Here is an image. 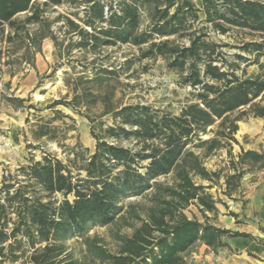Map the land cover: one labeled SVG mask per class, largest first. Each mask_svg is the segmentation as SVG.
I'll return each instance as SVG.
<instances>
[{"label": "trees", "instance_id": "trees-1", "mask_svg": "<svg viewBox=\"0 0 264 264\" xmlns=\"http://www.w3.org/2000/svg\"><path fill=\"white\" fill-rule=\"evenodd\" d=\"M87 1L85 22L93 32L80 29L85 39L134 45L140 58L162 57L181 82L194 89L196 101L186 103L178 114L141 103L112 109L113 124L102 135L91 127L95 146L88 156L73 147L72 157L63 162L43 152L40 159L21 165L19 173L4 176L0 264H184L183 254L195 243L227 246L223 237L242 233L208 222L205 212L216 214L218 209L206 189L223 176V193L232 196L246 171L264 166V153L242 148L236 156L229 153V173H222L224 168L210 170L203 160L236 140L239 120L264 117V74L238 75L221 45L208 38L207 29L219 33L248 29L262 40L246 42L243 48L264 54V2L120 0L115 6ZM62 2L0 0V29L7 24L19 30L25 23L40 21L39 5ZM23 12L30 14L18 19ZM199 12L204 25H196ZM62 103L56 100L51 106ZM208 131L212 135L203 138ZM73 169L84 173L73 174ZM196 178L209 183L203 185ZM191 203L203 214V222L183 212ZM119 221L133 231L115 233L114 251L96 235H86L91 226L110 227ZM75 236L84 243L76 256L66 244Z\"/></svg>", "mask_w": 264, "mask_h": 264}, {"label": "rangeland", "instance_id": "rangeland-1", "mask_svg": "<svg viewBox=\"0 0 264 264\" xmlns=\"http://www.w3.org/2000/svg\"><path fill=\"white\" fill-rule=\"evenodd\" d=\"M100 1L117 6L120 0ZM88 5L87 0L41 4L40 21L25 23L19 30L7 24L0 29V190L4 176L19 173L21 165L32 158L40 159L43 152L63 162L72 157L73 147L81 148L85 156L91 154L95 146L91 127L102 135L113 124L112 109L141 103L178 114L186 103L196 101L194 89L182 83L177 71L169 69L162 57L140 58L134 45L93 44L88 36L85 39L80 29L93 32L85 22ZM28 14L20 13L17 18L23 20ZM203 18L199 12L196 25H204ZM207 32L209 39L221 45L238 75L264 74L263 52L243 48L246 42L262 40L257 33L245 28H231L226 33L210 28ZM10 97L23 101L8 100ZM56 100L64 103L51 106ZM237 123L236 140L204 158L208 169L224 168L222 173H229V155L236 156L241 148L264 153V117L249 115ZM211 135L212 131H208L202 137ZM105 139L129 144L127 140ZM72 173L84 172L73 169ZM196 181L209 183L199 178ZM223 188L221 176L217 185L206 189L213 195L218 210L205 215L208 222L242 235L223 237L227 243L223 247L195 243L183 254L184 264H264V166L246 171L232 196L225 195ZM57 197L61 198L60 194ZM183 212L189 218L204 221L194 203ZM132 231L133 227L119 221L110 227L91 226L86 235H96L100 243L114 251L118 246L115 233L129 235ZM66 244L75 256L84 248L81 236Z\"/></svg>", "mask_w": 264, "mask_h": 264}]
</instances>
